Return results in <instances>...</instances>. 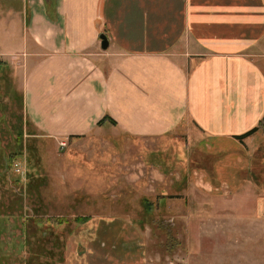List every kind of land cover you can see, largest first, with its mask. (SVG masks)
Returning a JSON list of instances; mask_svg holds the SVG:
<instances>
[{
  "label": "crops",
  "instance_id": "1",
  "mask_svg": "<svg viewBox=\"0 0 264 264\" xmlns=\"http://www.w3.org/2000/svg\"><path fill=\"white\" fill-rule=\"evenodd\" d=\"M30 6L21 49L0 51V62L21 75L24 133L32 144L67 140L77 149L100 139L115 154L129 140L159 146L161 137L186 136V151L237 153L240 178L251 162L259 164L254 182L238 177L216 185L232 195L249 184L259 214L264 0H30ZM143 177L130 171L119 180L146 199L151 185ZM111 259L98 264H116Z\"/></svg>",
  "mask_w": 264,
  "mask_h": 264
},
{
  "label": "rangeland",
  "instance_id": "2",
  "mask_svg": "<svg viewBox=\"0 0 264 264\" xmlns=\"http://www.w3.org/2000/svg\"><path fill=\"white\" fill-rule=\"evenodd\" d=\"M30 9V0H0V51L21 49ZM22 98L21 75L0 62V264H98L109 255L116 264H264V203L257 214L249 184L232 195L216 186L238 180L237 153L186 151V136L159 146L129 140L115 154L100 139L77 149L32 144ZM250 166L241 182H254L259 164ZM130 171L150 180L146 199L124 184Z\"/></svg>",
  "mask_w": 264,
  "mask_h": 264
},
{
  "label": "water",
  "instance_id": "3",
  "mask_svg": "<svg viewBox=\"0 0 264 264\" xmlns=\"http://www.w3.org/2000/svg\"><path fill=\"white\" fill-rule=\"evenodd\" d=\"M101 41H102V48L105 50L109 47V41L105 35L101 36Z\"/></svg>",
  "mask_w": 264,
  "mask_h": 264
},
{
  "label": "trees",
  "instance_id": "4",
  "mask_svg": "<svg viewBox=\"0 0 264 264\" xmlns=\"http://www.w3.org/2000/svg\"><path fill=\"white\" fill-rule=\"evenodd\" d=\"M256 131H258V128H255L252 131H250L247 134H245L244 136L239 137V139H243V138L249 137V136L253 135Z\"/></svg>",
  "mask_w": 264,
  "mask_h": 264
},
{
  "label": "built area",
  "instance_id": "5",
  "mask_svg": "<svg viewBox=\"0 0 264 264\" xmlns=\"http://www.w3.org/2000/svg\"><path fill=\"white\" fill-rule=\"evenodd\" d=\"M60 146H61V149H64L68 146V144L66 141H62V142H60Z\"/></svg>",
  "mask_w": 264,
  "mask_h": 264
}]
</instances>
